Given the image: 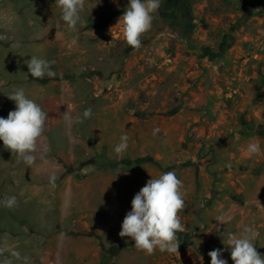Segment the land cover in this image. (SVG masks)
<instances>
[{
	"label": "rangeland",
	"instance_id": "374dc122",
	"mask_svg": "<svg viewBox=\"0 0 264 264\" xmlns=\"http://www.w3.org/2000/svg\"><path fill=\"white\" fill-rule=\"evenodd\" d=\"M128 2L86 0L82 22L69 32L55 0H0V117L15 109L6 95L21 87L48 113L33 165L18 162L0 141V201L17 198L12 209L0 204V248L13 264L23 262L10 250L29 264H57L60 245L50 240L60 231L94 237L99 264H118L120 253L130 252L141 264H210L208 252L216 248L233 264L222 240L252 223L264 244V214L254 209L241 219L245 196L237 191L245 187L256 200L255 177L264 173V0H162L135 50L117 26ZM32 55L54 61L56 76L31 77ZM88 108L91 118L75 123ZM67 112L71 123L62 118ZM123 134L128 149L117 155ZM250 141L260 154L247 156ZM151 169L152 178L175 171L183 183L177 253L149 255L118 235L134 195L150 179L141 174ZM97 179L116 200L110 205L124 209L117 220L107 213L95 219L83 203L78 211L72 197L68 218L78 223H62L71 205L67 189ZM231 204L240 216L232 225ZM257 251L264 257V248ZM63 256L65 264L88 262L70 251Z\"/></svg>",
	"mask_w": 264,
	"mask_h": 264
},
{
	"label": "clouds",
	"instance_id": "9594fccd",
	"mask_svg": "<svg viewBox=\"0 0 264 264\" xmlns=\"http://www.w3.org/2000/svg\"><path fill=\"white\" fill-rule=\"evenodd\" d=\"M162 0H129L127 7L118 19L117 26H122L123 37L133 50L142 47L141 36L151 29L153 14L158 12ZM60 9L61 19L69 32L76 30L82 22L81 13L85 10L86 0H55ZM48 61L37 55H32L26 61L28 72L34 79L55 77L56 73ZM15 103V109L9 111L7 118L0 117V141L5 149L15 154L18 162L28 166L36 160V149L39 138L43 135L48 113L34 100L28 98L25 90L14 88L6 95ZM92 116L91 108L85 109L82 117H76L75 123H83ZM62 118L71 123L73 118L68 112ZM160 132L159 128L153 130V135ZM129 136L123 134L120 142L115 146L114 152L121 155L128 149ZM245 152L248 157L261 153V146L248 142ZM57 176L55 173L49 177V183L55 187ZM183 183L175 171H166L158 178L149 179L146 184L134 195L131 201V211L127 212L118 235L128 237L135 242L138 250L146 254H153L157 249L161 252L177 253L179 240L177 233L184 232L179 213L185 208V193L182 191ZM3 207L12 209L17 205L16 196L5 197L0 201ZM217 222L222 224L224 216H218ZM219 231V229H218ZM258 233L250 226L245 225L237 233H227L222 243L230 249L233 264H264V257L256 250L254 241ZM6 249L0 248V264H13V260L4 255ZM223 249L216 248L208 252L210 264H228L223 258ZM10 256L23 264H29L27 256H21L16 250H10Z\"/></svg>",
	"mask_w": 264,
	"mask_h": 264
},
{
	"label": "crops",
	"instance_id": "0c3cea01",
	"mask_svg": "<svg viewBox=\"0 0 264 264\" xmlns=\"http://www.w3.org/2000/svg\"><path fill=\"white\" fill-rule=\"evenodd\" d=\"M156 172L151 171L144 172L141 175H144V179L147 180V176L149 175V178L151 179L153 175H155ZM264 173L258 175L255 177L256 182L254 184L255 188V196L256 200H252L249 197V191L246 190L245 187L238 188L237 191L245 196L244 202L242 205H240V212L242 213L241 219L244 217H248L250 215V212L252 210H256V212H260V214H264V184H263V176ZM140 175V176H141ZM157 175V174H156ZM254 178V177H253ZM142 179V178H141ZM147 182V181H146ZM86 184L87 190L84 192L82 185ZM78 186H81V189L78 191H74L71 189H67V200L70 199L71 197V205L66 202L65 208H64V216L62 217V223H65L67 226H74L78 222H76L75 219L73 218H68L69 213L68 211H72L76 206V208L79 210H82L80 208V203H83L84 206H87L89 211H91V216H93L95 219L102 220V218L106 217V213L108 214L107 216L109 219H114L117 220L118 214L120 211H123L124 209L122 208L121 205L119 207L110 205L109 202L114 201L113 197H109L105 193V183L102 180L97 179L96 181H88V183L82 182L78 184ZM246 190V191H245ZM114 196V194H112ZM72 197H73V202L74 200L77 202L72 203ZM106 197L108 198V202H106ZM116 201V200H115ZM254 202V203H253ZM253 203V204H252ZM70 205V206H69ZM236 209L235 204H231L230 208L228 209L229 212L231 213L230 218L231 219V224H234L237 222V219L240 217L239 214L237 213H232L233 210ZM112 217V218H111ZM245 219V218H244ZM250 221L253 220L249 219ZM59 225L61 226L60 222ZM254 224L252 223L251 226ZM259 224H257L258 226ZM254 227V226H253ZM76 238V239H75ZM75 238H66L65 234L63 231H60L58 233H55L54 236L51 238L50 241L56 242L60 245V247L56 250L55 255L57 258L56 263L57 264H65L66 260L65 257L63 256V253H67L70 251L73 253L75 256H77L80 259H84L86 264H99V253H98V246L96 244L97 240L94 239V237H82V236H75ZM227 238V237H226ZM225 238V240H226ZM49 241V240H48ZM264 242V241H263ZM205 241H201L202 246H204ZM256 250L258 247L264 248V244H261L260 239H256L254 241ZM47 251V250H46ZM47 252H50L49 250ZM129 256H127L125 253H120L118 256V264H141L138 259H136L138 256L134 252L128 253ZM47 254H45L42 258L46 257ZM47 258V257H46ZM132 259V260H130ZM70 260V257L69 259ZM129 262V263H127Z\"/></svg>",
	"mask_w": 264,
	"mask_h": 264
},
{
	"label": "trees",
	"instance_id": "16d2710c",
	"mask_svg": "<svg viewBox=\"0 0 264 264\" xmlns=\"http://www.w3.org/2000/svg\"><path fill=\"white\" fill-rule=\"evenodd\" d=\"M136 164H138V162H137ZM103 260H104V259L102 258L101 262H103Z\"/></svg>",
	"mask_w": 264,
	"mask_h": 264
}]
</instances>
